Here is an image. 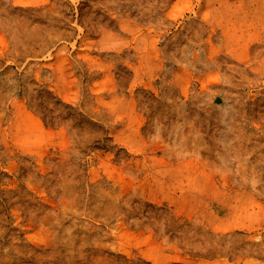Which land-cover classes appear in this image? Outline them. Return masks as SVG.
Returning a JSON list of instances; mask_svg holds the SVG:
<instances>
[{
	"label": "rangeland",
	"instance_id": "rangeland-1",
	"mask_svg": "<svg viewBox=\"0 0 264 264\" xmlns=\"http://www.w3.org/2000/svg\"><path fill=\"white\" fill-rule=\"evenodd\" d=\"M0 264H264V0H0Z\"/></svg>",
	"mask_w": 264,
	"mask_h": 264
}]
</instances>
